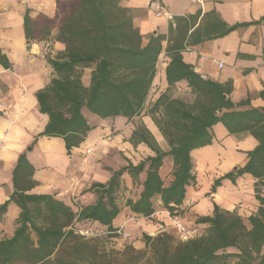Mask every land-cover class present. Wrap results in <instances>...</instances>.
<instances>
[{"label": "trees", "instance_id": "trees-1", "mask_svg": "<svg viewBox=\"0 0 264 264\" xmlns=\"http://www.w3.org/2000/svg\"><path fill=\"white\" fill-rule=\"evenodd\" d=\"M122 1L56 0L53 19L41 16L33 21L29 11L26 13L27 39L45 38L56 30V40L65 45L64 51L49 58L55 77L37 98L40 112L49 116L41 136L63 138L68 151L79 147L93 130L85 112L101 119L121 116L130 120L146 107L162 39L152 35L144 44L131 11L121 5ZM87 68L91 69L88 85L83 81V70ZM166 79L169 89L186 81L193 96L188 102L166 91L150 108L169 150L154 145L145 128L135 130L133 140L148 145L156 156L120 169L107 184L94 185L90 191L95 193V201L78 212L48 195L15 192L0 205V223L11 203L21 209L13 236L0 240V264H111L95 260V247L78 234L75 225L99 223L110 233L116 231L114 220L120 213L119 190L124 173L137 178L146 172L139 197L127 201L134 214L151 216L157 197L165 209L174 213L185 200L187 186L195 182L191 152L212 143L211 130L219 122L231 133L251 131L259 140L241 173L261 175L264 112L235 111L223 86L196 73L180 54L168 64ZM167 157L174 162V179L166 186L159 169ZM256 200L258 209L248 218L215 206L212 216L199 221L208 224L206 231L186 241L167 233L154 238L145 235L151 255L134 261L139 253L129 246L127 249L134 253L132 264H229L232 260H236L234 264H264V195L258 193Z\"/></svg>", "mask_w": 264, "mask_h": 264}, {"label": "crops", "instance_id": "crops-1", "mask_svg": "<svg viewBox=\"0 0 264 264\" xmlns=\"http://www.w3.org/2000/svg\"><path fill=\"white\" fill-rule=\"evenodd\" d=\"M3 1L0 0V205L19 191L51 196L78 212L95 201L96 195L90 191L94 185L109 183L115 172L130 164L138 165L156 153L151 150L146 157L142 153L138 162H120L131 148L123 140L130 139L137 130L132 123L137 118L101 119L85 115L93 130L71 151L63 138L41 136L49 116L40 112L37 94L55 77L49 58L64 51L65 45L56 40V30L45 38L27 39L25 16L29 11L34 21L44 12L54 18L56 9L52 5L46 10L41 4L40 9L32 10L25 1L21 4L19 0ZM159 1L166 13L173 16L172 21L167 16H156L149 7L150 0L121 3L131 11L144 44L152 35L162 39V52L146 106L179 86L191 93L186 81L169 89L166 79L168 64L175 54H180L196 73L223 86L235 111L264 112V0ZM156 91L160 93L154 97ZM139 120V129L145 128L159 146L166 142L167 147L162 146L161 150L168 151L169 145L153 119L140 115ZM211 133L210 145L191 152L195 182L187 186L185 200L174 213L165 209L157 197L151 216L134 214L127 201L139 197L146 172L137 178L124 173L119 190L120 213L114 227L131 215L139 217V231L148 235L175 231L181 226L207 229L208 224L199 221L212 216L215 206L234 212L244 201L257 204L247 218L254 214L259 206L256 195H264V186H259L264 183V170L261 175L241 173V170L250 160L249 153L259 146V140L251 131L231 133L221 122L213 126ZM138 144L143 149L146 146ZM89 149L94 152L87 153ZM159 174L166 186L173 181L171 157L164 159ZM20 213L17 204L9 205L0 223V240L13 236ZM94 225L103 227L99 223Z\"/></svg>", "mask_w": 264, "mask_h": 264}, {"label": "rangeland", "instance_id": "rangeland-1", "mask_svg": "<svg viewBox=\"0 0 264 264\" xmlns=\"http://www.w3.org/2000/svg\"><path fill=\"white\" fill-rule=\"evenodd\" d=\"M22 1L26 2L25 5H31L33 7L32 10L40 9V7L42 6L41 4H44V8L46 10H49L52 5L55 6L56 9V0H19V4H21ZM5 6H7V4L5 5L4 3L2 7H4L5 9L6 8ZM41 16H47V15L44 14V12H40L37 19ZM90 76H91V69L88 68L84 69L83 81L84 83H86V85L89 84L88 82L90 81ZM159 93H160L159 91H156L154 93V97H157ZM168 93L174 98H181L188 102H191L193 100L191 93L186 91L182 86L176 87L175 89H171L168 91ZM152 104L153 103H150L145 107V109L141 113L142 116L144 117L147 116L153 119L152 115L149 113ZM85 115L88 118L92 117L89 112H85ZM135 118L137 119L133 120L132 123L137 127L138 130L140 123L139 116ZM151 140L152 143L160 149L162 146L167 147L166 142H161L162 146H159L157 141L152 136H151ZM123 141L129 142L131 144L130 150L127 151V156L123 155L121 157L122 159H120L119 156L117 157V160L120 159V162H122L123 164L126 162L131 163V161L133 160L134 162H138L139 155L143 153V157H146L148 152L152 150L148 145L143 146L144 149L141 146L139 147V144L133 140V137H131L130 139L125 138ZM92 152H94V149H92ZM256 205L257 204H255V202L244 201L240 203L239 206H237L234 212L238 214L242 213L244 216L242 214L241 216L243 218H247V214L254 212V210L256 209ZM181 228H184L185 232H182ZM115 229H116L115 232L110 233L109 231H107V229L103 227L90 224L87 226H79L77 228V232L79 235L83 236L86 240L90 241L89 243L90 246L95 247L97 253L95 260L98 261L99 263L132 264L131 260L134 259L132 258L134 253H132L133 252L132 250L127 249V247L129 246L132 247L134 251L139 253V258L134 259V261L145 260L151 255L150 249L149 247H147L145 242V235L148 234L141 233L139 231V217L127 215L124 221H122L120 225ZM205 231H206L205 228L187 229L186 227L181 226L175 231L161 232L159 234H151L148 236L154 238L160 234L167 233L172 235V237L176 240L186 241L190 238H194L202 235ZM235 261L236 260H232L229 264H234Z\"/></svg>", "mask_w": 264, "mask_h": 264}, {"label": "built area", "instance_id": "built-area-1", "mask_svg": "<svg viewBox=\"0 0 264 264\" xmlns=\"http://www.w3.org/2000/svg\"><path fill=\"white\" fill-rule=\"evenodd\" d=\"M197 1H198V0H197ZM149 7H150V9L153 11V13H154L156 16H158V17H161V16H167V18H168L170 21L173 20V16L170 15V14H168V13H166V11H165V7H164V5L162 4L161 1H159V0H150ZM219 65H220V67H223V64H222V63H220ZM91 151H92V150L89 149V150L87 151V153H90ZM181 231H182V232H185V229H184V228H181Z\"/></svg>", "mask_w": 264, "mask_h": 264}]
</instances>
